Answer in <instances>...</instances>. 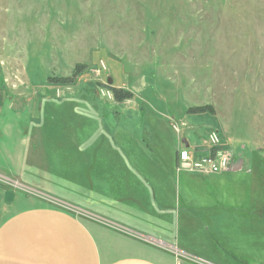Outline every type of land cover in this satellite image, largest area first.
Returning <instances> with one entry per match:
<instances>
[{"label": "rangeland", "instance_id": "374dc122", "mask_svg": "<svg viewBox=\"0 0 264 264\" xmlns=\"http://www.w3.org/2000/svg\"><path fill=\"white\" fill-rule=\"evenodd\" d=\"M167 118L264 158V0H0V205L179 189Z\"/></svg>", "mask_w": 264, "mask_h": 264}, {"label": "crops", "instance_id": "0c3cea01", "mask_svg": "<svg viewBox=\"0 0 264 264\" xmlns=\"http://www.w3.org/2000/svg\"><path fill=\"white\" fill-rule=\"evenodd\" d=\"M207 130L177 135L179 189H170L163 173L154 175V186L147 182L149 195L116 188L101 207L73 210L29 198L0 205V264H264V173L252 171L264 158L235 149L225 172L181 168L184 146L207 154Z\"/></svg>", "mask_w": 264, "mask_h": 264}, {"label": "built area", "instance_id": "2783aa9c", "mask_svg": "<svg viewBox=\"0 0 264 264\" xmlns=\"http://www.w3.org/2000/svg\"><path fill=\"white\" fill-rule=\"evenodd\" d=\"M173 130L181 139V133L184 125L175 120H171ZM210 152L207 156H200L199 153L191 152L190 146H184L179 151V166L190 171L201 172L205 174L221 173L230 169L232 166L231 155L229 152L219 149L220 138L217 135H211ZM205 150V151H206Z\"/></svg>", "mask_w": 264, "mask_h": 264}, {"label": "trees", "instance_id": "16d2710c", "mask_svg": "<svg viewBox=\"0 0 264 264\" xmlns=\"http://www.w3.org/2000/svg\"><path fill=\"white\" fill-rule=\"evenodd\" d=\"M66 80H55V82H61L62 84H64ZM119 93L121 92H116V97L118 99V101H123L124 99H127V98H131V93H124L122 96L119 95Z\"/></svg>", "mask_w": 264, "mask_h": 264}, {"label": "water", "instance_id": "95a60500", "mask_svg": "<svg viewBox=\"0 0 264 264\" xmlns=\"http://www.w3.org/2000/svg\"><path fill=\"white\" fill-rule=\"evenodd\" d=\"M186 147H188V145Z\"/></svg>", "mask_w": 264, "mask_h": 264}]
</instances>
